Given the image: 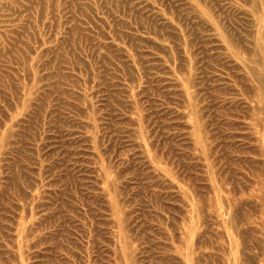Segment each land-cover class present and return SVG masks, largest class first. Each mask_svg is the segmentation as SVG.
<instances>
[{"label":"rangeland","instance_id":"374dc122","mask_svg":"<svg viewBox=\"0 0 264 264\" xmlns=\"http://www.w3.org/2000/svg\"><path fill=\"white\" fill-rule=\"evenodd\" d=\"M0 264H264V0H0Z\"/></svg>","mask_w":264,"mask_h":264}]
</instances>
